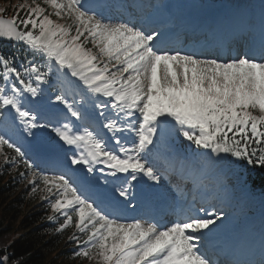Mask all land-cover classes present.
Wrapping results in <instances>:
<instances>
[{
    "label": "snow or ice",
    "instance_id": "6c2138e0",
    "mask_svg": "<svg viewBox=\"0 0 264 264\" xmlns=\"http://www.w3.org/2000/svg\"><path fill=\"white\" fill-rule=\"evenodd\" d=\"M19 7L23 15L0 16V40L23 46L0 53V159L23 165L19 175L42 194L57 234L73 229V256L89 264H254L207 243L226 218L222 209L179 207L166 224L128 219L102 189L130 204L133 181L159 183L176 161L158 146L176 135L211 163L242 164L237 180L264 195V2L258 39L242 32L245 43L226 56L175 47L167 29L113 20L94 0ZM45 98L55 115L38 122L31 105ZM9 261L0 255V264Z\"/></svg>",
    "mask_w": 264,
    "mask_h": 264
},
{
    "label": "trees",
    "instance_id": "16d2710c",
    "mask_svg": "<svg viewBox=\"0 0 264 264\" xmlns=\"http://www.w3.org/2000/svg\"><path fill=\"white\" fill-rule=\"evenodd\" d=\"M238 166L243 169L242 164ZM20 172V168L1 161L0 219L3 225L19 216L20 210L14 212L16 209L26 208L29 204L26 202V190L21 186ZM255 190L260 191V188ZM49 213L47 205L34 213L27 224V229H30L25 234L18 235L10 229L0 230V255L7 254L9 264H89L73 256L76 245L68 240L72 232L67 233L70 230L66 229L57 234L54 231L56 224L46 218ZM26 220L29 221L28 217ZM7 234H11V238L4 237Z\"/></svg>",
    "mask_w": 264,
    "mask_h": 264
},
{
    "label": "bare ground",
    "instance_id": "6f19581e",
    "mask_svg": "<svg viewBox=\"0 0 264 264\" xmlns=\"http://www.w3.org/2000/svg\"><path fill=\"white\" fill-rule=\"evenodd\" d=\"M97 1H101V0H97ZM261 1L262 0H256V1H254V3H255V7H256V11L257 12H260L259 11V8H258V5L261 3ZM139 2H146V0H142V1H139ZM166 2H169V4L170 5H173L174 6V8H175V10L178 12L179 11V9L177 8V7H175V6H182L183 4H184V2L183 1H180V0H167ZM153 2H152V0H151V3L150 4H152ZM192 9V8H191ZM169 10H171V9H169ZM234 12H235V17H237L238 16V14H239V7H238V4H236V6H235V8H234ZM172 13H173V11H172ZM186 13V11H184L183 12V14H185ZM216 13H224V7L221 5V4H216V5H213V4H207V5H204V6H202V7H200L199 9H197V10H195V15L193 16V18H205V19H207L208 18V16L209 15H211V14H216ZM149 16H151V13L149 14ZM153 19L152 18H150V19H148V18H146L145 20H142V21H140V23L141 22H143V21H145V23H149L150 21H152ZM189 26H194V24H191V23H187ZM227 25L228 26H230L231 25V23L230 22H228L227 23ZM159 26V24L158 25H156V27H158ZM178 28H176V29H170V28H168V31H169V34L171 35V36H173V35H175V34H177L179 31L177 30ZM194 38H196V37H194ZM211 52H214V51H211ZM220 55H222L223 54V52L222 51H220V53H219ZM54 112H52V113H48V114H45V116L46 117H54ZM55 150H53V152H54ZM170 152V151H169ZM172 157V156H171ZM175 160H176V158H175ZM216 163H218V161L217 162H215L214 163V166H216ZM209 164H210V161H209ZM188 166H193V167H195L196 166V164L195 163H193L192 161H190L189 163H188ZM219 166V165H218ZM203 168H205V169H207V166L206 167H203ZM197 170H198V168H197ZM206 171V170H205ZM205 171H203V172H205ZM141 178V182H140V184L139 185H133L132 184V186H133V188H136V189H133L132 190V192H131V200H135V199H137V200H140V205H139V207H141L142 205H147V204H154V202H155V205L156 206H158L159 207V212H161V211H170V208H169V206H168V203H169V200L167 199V197L157 188V186H156V184H155V182H153V181H150V180H148V178L147 177H144V179H142V177H140ZM160 182H162V183H164L165 182V180L163 179V178H161V180H160ZM193 183H197V180H195V181H193ZM224 185V184H223ZM190 185H188V187H189ZM139 187V188H138ZM199 188H196V191L198 190ZM102 191H104L105 192V194H106V197H107V199L108 200H110V199H112L113 198V192H112V190H111V188L108 186L107 188H105V189H102ZM240 192V196L242 197V199H244V200H246L247 202L249 201V199H247L246 197H245V192L243 191V190H238L237 191V193H239ZM118 196V195H117ZM152 200H154V201H152ZM213 201H214V198L213 199H211V202H212V205L213 206H219V205H215L214 203H213ZM133 202V201H132ZM132 202L130 203L131 204V206L133 207V204H132ZM235 203V205L236 206H239L240 204L238 203L239 201H234ZM250 202V201H249ZM129 204V205H130ZM250 205H251V202H250ZM185 207H186V205H185ZM245 207V206H244ZM230 208V207H229ZM118 210V209H117ZM207 211H209V212H211V209H207ZM134 212H136L135 211V208L133 207V210H132V212H126L125 213V215H124V217H128L129 219H132V218H137L135 215H134ZM137 212H139V211H137ZM153 212H154V210L153 211H151L150 213H149V215L150 216H152L153 215ZM243 212H245V214L246 215H248L250 212H249V208L248 207H245V208H243L242 209V214H244ZM225 213H226V218H222L218 223H217V225H216V227H215V229L213 230V232L212 233H210L209 234V236H214V235H218V236H221V237H223V241L226 243H231L232 242V240H231V238H230V235H231V232H228V228H229V224L230 223H232V222H237L238 220L237 219H235V218H233L230 214H229V212L228 211H225ZM259 213H263L264 214V211L263 212H259ZM258 213V214H259ZM200 215H203V213H200ZM242 216H239L238 217V215H237V218H241ZM142 218V217H141ZM166 220H168V219H163V221H161V222H166ZM174 220V219H173ZM172 220V221H173ZM254 223V225L253 226H251V228L249 229V231H253L254 229H262L263 231H264V226H262V225H259V224H257V223H255V222H253ZM227 235H228V238H227ZM258 239L256 238V237H254L253 236V234H252V232H248V234L245 236V237H243L242 238V240H241V244H242V246H244L247 250H249V249H252L253 248V246L254 245H257L258 244Z\"/></svg>",
    "mask_w": 264,
    "mask_h": 264
},
{
    "label": "rangeland",
    "instance_id": "374dc122",
    "mask_svg": "<svg viewBox=\"0 0 264 264\" xmlns=\"http://www.w3.org/2000/svg\"><path fill=\"white\" fill-rule=\"evenodd\" d=\"M206 1L207 0H185V2H194L195 4L197 2H206ZM29 2H30V0H29ZM23 3H24V0H10V2H2V0H0V16H2V13L4 11H7L8 7H9V11H8L9 15L13 16L14 13H18L20 11V7L19 6L21 4H23ZM187 6L188 5H186L185 7H187ZM51 94H52V92L48 88H46V95L50 96ZM50 104H51V101L49 99L45 98L40 104H37L38 106L42 107L41 109H39L37 111L40 114H42V113L46 114L47 110L52 109L50 107ZM45 120H48V119H46L45 117L41 116V117H39L38 122H44ZM44 130L45 129H41V130L39 129V130H34V131H36L38 137H41V135L43 134ZM20 133L23 134L22 132H20ZM8 134L14 140H16L18 144H24V140L22 139V137H20L18 135V133H17V131L15 129L10 130L8 132ZM30 139H32V138L29 137V140ZM178 140H179L178 138H175L173 141H171L170 145H172L174 148H177L175 143ZM53 150H55V149H53ZM184 151L186 152V151H189V150L186 148ZM178 156L181 158V154L180 153L178 154ZM200 157H203V156L201 155ZM185 158H187V156L184 157L183 159H185ZM1 161H3V160L0 159V163H1ZM196 161H200V160L197 159ZM218 165H221L219 163V161H218V163H216V166H218ZM206 166L207 167L209 166V161H206V163H205V161L202 160V167H206ZM198 168H200V167H198ZM209 169L211 170L212 168H209ZM205 170L206 169L204 168L202 171H205ZM220 173H223V172L221 170H219L218 173L216 175H214V178H218V175ZM224 173H225L226 177H228V179L225 180V181L224 180L223 181L218 180L217 182L214 183L218 187L217 190L221 192L220 194H217V196H219L218 198H222L226 194H228V195L235 194V192H232V190H233V188L237 189V184L238 183L240 184V182L236 179L235 172L233 170H227V166L224 167ZM224 182L229 185V190H225V191L222 190V184ZM21 186H22V188H25V190H26V202H29L28 206L26 208L16 209L14 212H16L17 210H20L19 211V216L16 219H14V220L8 221L6 225H3L2 222H1V219H0V230H2V229H10V230H13L14 232H16L18 235L25 234L30 229V227H29V229H27L28 228L27 224L31 222V220L33 218V214L36 213L37 211L42 210V207L44 205H47L42 200V198H41L42 194L41 193L37 192L35 195L32 194V191H31L32 185L29 183V181L27 179L22 180ZM244 189H245V191L247 193V188L244 187ZM239 194H240V192H239ZM247 195H248V193H247ZM249 201L251 202V205L252 204L253 205L259 204V206L257 207L259 210L264 208V199L254 200V199L251 198ZM213 203L215 204V199H214ZM40 204H42V206H39ZM245 207H246V205H245ZM245 207L239 205L237 208L234 209V212L230 213V214L233 217H235V218H236V216L239 213L240 214L238 215V217L239 216H243L242 209L245 208ZM262 211H264V209H262ZM243 213L245 214V212H243ZM27 217H28L29 221L26 220ZM11 234L4 235V237H10L11 238ZM82 260L84 262H87L86 259L82 258Z\"/></svg>",
    "mask_w": 264,
    "mask_h": 264
}]
</instances>
